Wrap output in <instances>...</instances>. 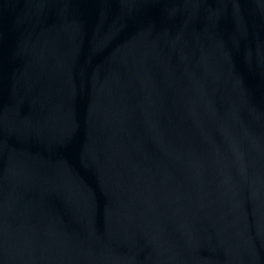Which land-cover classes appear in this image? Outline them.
<instances>
[{
    "label": "water",
    "instance_id": "obj_1",
    "mask_svg": "<svg viewBox=\"0 0 264 264\" xmlns=\"http://www.w3.org/2000/svg\"><path fill=\"white\" fill-rule=\"evenodd\" d=\"M0 264H264V0H0Z\"/></svg>",
    "mask_w": 264,
    "mask_h": 264
}]
</instances>
